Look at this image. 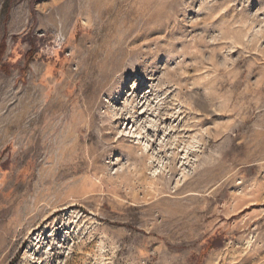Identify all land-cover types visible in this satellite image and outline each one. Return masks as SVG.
I'll use <instances>...</instances> for the list:
<instances>
[{
  "label": "rangeland",
  "instance_id": "rangeland-1",
  "mask_svg": "<svg viewBox=\"0 0 264 264\" xmlns=\"http://www.w3.org/2000/svg\"><path fill=\"white\" fill-rule=\"evenodd\" d=\"M3 45L0 264H264V0H0Z\"/></svg>",
  "mask_w": 264,
  "mask_h": 264
},
{
  "label": "bare ground",
  "instance_id": "bare-ground-1",
  "mask_svg": "<svg viewBox=\"0 0 264 264\" xmlns=\"http://www.w3.org/2000/svg\"><path fill=\"white\" fill-rule=\"evenodd\" d=\"M136 94V93H135ZM134 95V94H133ZM137 97V96H136ZM145 97V96H144ZM144 97L139 101L137 107L135 105V109H136V113L138 114V117L136 118V123H140L143 129H147V125L146 123H153L155 120H150V114H148V105L143 101L145 100ZM133 98V97H132ZM149 98V97H148ZM131 99V98H129ZM134 99V98H133ZM147 102V101H146ZM131 103V102H130ZM135 103V102H134ZM137 103V102H136ZM134 107V106H133ZM131 108V107H130ZM133 110H135L134 108H132ZM137 116V115H135ZM163 119V118H162ZM135 123V124H136ZM155 123V122H154ZM158 125V124H157ZM136 126V125H135ZM139 126V125H137ZM153 126H155L153 124ZM133 127V126H132ZM156 127V126H155ZM138 128V127H137ZM138 130V129H137ZM141 130V129H140ZM143 131V130H142ZM152 133V132H151ZM143 135L142 132H137V131H128V136L133 137L134 139L139 140L140 137ZM127 136V135H126ZM143 137V136H142ZM141 137V138H142ZM146 138L148 137V134L145 135ZM142 139H140L139 141L141 142ZM150 145V141L147 139L146 142L143 144L144 148L147 149L148 146ZM143 149V150H145Z\"/></svg>",
  "mask_w": 264,
  "mask_h": 264
},
{
  "label": "trees",
  "instance_id": "trees-1",
  "mask_svg": "<svg viewBox=\"0 0 264 264\" xmlns=\"http://www.w3.org/2000/svg\"><path fill=\"white\" fill-rule=\"evenodd\" d=\"M5 45H3L2 49L0 48V54L3 52ZM1 56V55H0Z\"/></svg>",
  "mask_w": 264,
  "mask_h": 264
}]
</instances>
